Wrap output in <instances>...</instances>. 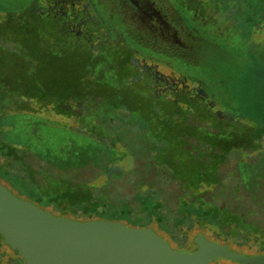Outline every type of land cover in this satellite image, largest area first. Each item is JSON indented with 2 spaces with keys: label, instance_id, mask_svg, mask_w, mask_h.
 I'll return each mask as SVG.
<instances>
[{
  "label": "rangeland",
  "instance_id": "rangeland-1",
  "mask_svg": "<svg viewBox=\"0 0 264 264\" xmlns=\"http://www.w3.org/2000/svg\"><path fill=\"white\" fill-rule=\"evenodd\" d=\"M27 1L0 0V3H17L21 7ZM37 2L48 8L47 11L52 7L67 11L63 18L46 13V20L50 18L53 27L62 26L59 29L66 32L65 37L51 27L42 28L44 11L39 5L30 6L20 16L14 14V18L0 16V33L4 34L0 36V82L8 86V81L16 79L18 60L27 66L37 65V77L49 85V91L38 96L54 99L53 104L41 112L38 110L40 105L32 102L33 110L16 108L8 111L4 105V113H11L0 119L2 133L5 132L6 143H30L31 150L47 156V164H40L54 167L46 174L54 188L66 187L65 183L55 187L58 182L54 177L61 181L59 173L63 170L61 175L71 180L72 185L93 189L89 199L80 200L69 194L63 202L55 197L59 193L48 190L43 183L47 166H42L37 175L36 191L53 198L52 203L39 207L56 216L82 222L106 220L121 222L131 228H150L174 250L194 252L197 247L194 236L201 233L208 240L236 249V252L260 254L263 244L259 238V244L254 243L256 237L253 234L250 238L232 236L230 242L224 244L222 239L214 237L222 233L216 222L215 229L210 226L211 233L200 229L198 219L193 217L181 227L186 235L174 225L181 220L180 210H187L185 203H193L201 223L208 220L214 224L215 213H222L218 222L229 231L232 229L228 224L232 212L245 211L246 220L254 222L249 229L264 237V173L260 174L259 181H254L245 172V162L248 163L251 151L248 146L254 142L251 135L264 128V0H93V4L82 0L73 7L63 2H58L59 5ZM196 10L205 19L201 15L196 19L189 16L188 12ZM113 14L116 21H110ZM72 19L78 23L75 26V29L79 28L78 32L69 23ZM84 27L88 31L85 37L82 35ZM121 36L122 50L113 48L112 51L109 44ZM89 43L99 47L93 57H99V60L92 62L88 50L80 56V49ZM126 58L129 61L122 63L124 69H120L119 75L124 73L131 77L124 85L119 83L120 76L113 73L111 67L114 61L118 65ZM75 66L79 74L73 71ZM88 66L93 72L87 77L88 84H100L109 88L108 92L115 85L117 96L133 100V108L119 106L112 109L100 104L89 109L90 113L98 111L96 117L88 114L83 106L70 102L64 105L68 115L60 114V94L64 91L72 93L69 89L84 72H88ZM100 71L103 75L98 82L94 79L98 75L94 74ZM128 84L134 89L130 90ZM84 86L82 89L86 91L87 84ZM0 91L4 93L2 88ZM139 107L150 111L147 115L151 123L156 124L158 135L179 131L188 134L194 129L199 136L209 135L222 124L246 136L247 148L232 152L222 173L226 176L230 171L232 174L206 199L201 196L205 188L199 190L188 183L185 185L189 188H183L184 183L182 185L178 178L171 176L168 166L174 168L177 158L178 170L185 171V168L192 173L193 165L198 164L194 159L196 153L203 156L207 150L200 148L192 140L194 137L188 141L182 139L185 142H178L176 154L169 147L163 161L156 164L153 154L141 150L142 140L149 133L139 119L136 110ZM69 111L73 113L70 117ZM173 111H177L176 114ZM187 116L204 120L205 124L197 128L188 126L190 119ZM148 139L154 143L150 137ZM91 146L95 147V153ZM189 146L193 148L189 149ZM259 147L250 153L251 158L258 156L261 160L264 157V141ZM168 154L174 156L170 161H166ZM235 165L238 166L233 173L231 169ZM240 169H243L241 177L236 180L235 172ZM72 185L69 186L71 190L75 188ZM8 187L19 198L37 203L25 189ZM155 189L157 194L153 195ZM245 190L247 195L242 192ZM249 193L261 198L263 205L256 206ZM88 211L94 214H85ZM187 225L192 227L187 228ZM10 261L9 257H4L2 264H11ZM212 264L235 263L220 259Z\"/></svg>",
  "mask_w": 264,
  "mask_h": 264
},
{
  "label": "trees",
  "instance_id": "trees-1",
  "mask_svg": "<svg viewBox=\"0 0 264 264\" xmlns=\"http://www.w3.org/2000/svg\"><path fill=\"white\" fill-rule=\"evenodd\" d=\"M46 13L47 12H43L44 20H42L43 21V25H41L42 28L51 27V29L53 30L56 29L55 31H59V33H57L58 35L65 37L64 34H66V32L59 29L62 26L57 27L56 25V27H53L54 25H52L50 18L49 20H46L47 18ZM87 32L88 31H86V29H83L82 31L83 37H85ZM43 34H47V33L43 32ZM95 39H96V36H95ZM111 44H114V45L109 44L112 51H113V48L114 49L122 48L119 40L115 42L113 41L111 42ZM98 48L99 47H94L91 43H89V45H84L83 48L80 49L79 54L80 56H83V51L84 52H86V50L91 51L92 62H94V61L99 60V57L93 58L95 51H97ZM98 54L99 53L97 52V55ZM124 61L118 62V65L114 61L113 63L114 65H112L111 67L113 68L112 72L113 73L116 72V74L119 75L120 69H122V71L124 69V65L122 63H128L129 60L127 61V58H126ZM18 62L20 65L19 67L15 68L16 75L14 77L16 79L12 80L11 82L8 81L7 83L8 86L4 85L3 82H0L1 84L0 89L2 88L4 92L2 93L0 91V119L4 118L7 114L11 113V112L4 113V110H3L5 107L4 105L7 106L6 110L8 111L12 109H16V108H21V109L23 108L25 110H29V109L33 110V107L30 106V103L32 102L33 105L35 104L40 105L38 110H40L41 112L43 111V109L45 110L47 107H49V105L51 106V104H53L54 99L52 98H46V99L41 98L40 99L38 96L39 94H41V92L49 91L48 83H46L45 81H42L39 77H37L39 66L37 65L32 66L31 64L27 66L20 60H18ZM97 63H99V61ZM119 63H121L122 65ZM88 68H89L88 72L86 74L84 72L81 79L73 85L72 89H69V92H72V93L68 94V92L64 91L62 92V94H60V96L62 97V99L59 100L60 103H58V110L60 111V114H64L66 116L68 115V113L64 109V105H67L70 102L74 104H79L80 107L83 106L84 110L87 111L88 114L95 115L96 117L99 116L98 114H96V112L98 111H93L92 113H90L89 109L96 108L100 104H102L106 108H112V109H115L119 106L120 107L124 106L125 108H133V105H132L133 100H131L130 98H124V97L120 98L117 96L116 93H118V91L115 85L112 88L110 87L112 91L108 92L109 88L103 87L100 84H96V85L88 84L87 77L88 75L93 74L91 66H88ZM73 71L79 74L77 72L78 71L77 66L74 67ZM94 75H98V77H95ZM94 75H93V77H95L94 79L99 82L100 79L102 78L103 73L102 71H100V73L98 72ZM130 77L131 75L128 76V75H124V73L123 75L121 74V76L118 78L119 83L120 84L124 83V85H126L125 82L127 81L128 83V80ZM85 83L87 84L86 91L82 89L85 87L84 86ZM128 85H129L130 90L134 89L131 84H128ZM69 88L71 87L69 86ZM105 88H107L106 91H105ZM80 89H81V92H79ZM24 101H27V102H24ZM142 108L143 107L141 108L139 107V109L137 108L136 110H138L139 119L142 121L141 122L142 126L145 128V131L149 133L148 137L146 136L142 140L141 150L144 153L146 154L148 153V155L150 153L153 154L154 155L153 159L156 162V164H160L163 161V156L168 151L169 147H171L174 154H176V150H178L177 148L178 142L180 141L183 142L184 140L182 139H185V141H188L190 138L194 137L195 139H192V140L196 141V144L200 148L207 150V152L204 153L203 156L200 155L201 156L200 157L199 155H197L195 150L192 151L193 154L196 153V156L194 158L195 162H198V164L193 165V168L195 169L192 171V173H190L189 170L185 168H184L185 171H182V170L179 171L178 165H177L178 159L175 158L174 168H172L171 166H168L171 171V176H173L174 178H178V180L182 183V185L184 183L183 188L186 187L185 185L186 183L199 187V190L205 188V190L201 193L202 195L201 194L200 195L205 197L206 199H208V195L211 194L210 192H214V189L217 190L221 186H223V183H225V179H227V176L228 175L230 176V174H232V172L228 171L225 176L224 174H222L223 168L224 166L228 164L229 157L231 156L232 152L238 149L240 150L243 148L244 149L247 148V146L244 143L246 136L242 135L241 132L235 131L233 128L222 125V124L217 125V127L215 128L216 131L213 133L210 132L211 134L209 133V135L199 136V134L195 132V129L194 131L189 132L188 134L183 131H179L174 134H168L167 132H165V134L158 135L156 131V124H152L150 117H148L147 115V114L150 115V111L142 109ZM71 114L72 112L69 111V117L71 116ZM188 117L189 116H187V119H190L188 126L197 128L198 125L205 124L204 120L201 121L194 116L192 118H188ZM187 119L185 121H187ZM192 119L195 120L196 122L194 123ZM163 126L164 125L162 124V129H165L163 128ZM2 132H3V126L0 125V182L6 187L14 186V187L25 189V191H27L30 194V197H33L34 199H36L37 203L36 202H33V203L36 204L37 206H39L40 204H44V205L49 204L52 201L53 197H49L50 195L47 196V194L38 193L36 191L38 189L37 175L39 174L41 170L40 168L43 166L40 164V162L41 163L43 162L42 164L46 163L45 157L47 156L43 157L40 154H38L37 151L31 150V147L33 146L28 147L30 143H26V144L6 143V140L4 138L5 132L4 133ZM253 133H254V136L251 135V138L254 137L253 140L255 143L253 142L254 144L253 143L249 144L250 146L248 147H250L249 148L251 150L250 153L254 152L253 151L254 148H258L257 150H259L260 149L259 146L263 144L264 128L260 130H255V132ZM149 137H150V140L154 141L153 144L149 142V139H148ZM205 139H209V140H205ZM20 145H23L24 147ZM192 148L193 147L189 146V149H192ZM90 149L92 152L95 153L96 149L94 146H91ZM260 151H262V148ZM198 152L200 154L201 151H198ZM243 152H247V150H244ZM250 153H249L250 159L248 163L245 162V164H247L245 172L248 173V176H250L251 179L253 177L254 181L255 180L259 181L261 179L260 174L262 172L264 173V157H262L261 160H259L260 158L257 159L258 156L251 158ZM173 157L174 156H171V154H168L166 156V161H170ZM49 165L51 164L43 166L44 168L47 166V168L45 169V172L43 173L45 177H42V181L44 184H46L49 187L48 190L53 191L54 193L55 192L59 193V195L55 197L60 198L63 202H65V200L69 198V194H73V197L75 196L79 198L80 200L84 197H86V199H89L92 197V193H91L93 191L92 188L86 189V188H82L81 186L77 184L72 185L71 180L66 179L63 175H61V172L63 170H60V173H59L61 177V181H59L60 178L54 177V181L58 182L55 187H57V185L61 186V184L63 185L64 183L67 185L66 187L62 186L61 189L54 188L51 184V181L48 180V177L46 175L48 174L49 171H53L52 169H54V167H51ZM237 166L238 165H235L234 167H232L231 171H233V173L235 171L233 169L236 168ZM240 170H237L235 172L236 180H238L239 177H241L243 169H240ZM184 172L186 173L184 174ZM179 175H182V176H179ZM179 178H181L182 180ZM70 185L74 186L75 188L72 190L69 189ZM232 187H234L233 184H232ZM188 188L189 186L186 187V189ZM155 191L156 189L152 192L153 195H155V193L157 194V192ZM242 192L244 195H247L246 190ZM249 197L253 198V202L256 206L263 205V203L261 202V198H258L257 196H254V195L252 196V193H249ZM255 199H257V201ZM63 202L59 204L62 205ZM185 207L187 208V210L185 211H183L182 209L180 210L182 214L181 220L177 224V226L174 225L175 228H178L179 230L182 231L181 227H183L189 221L193 220V217H195L196 219H198L197 221L200 225V229L203 228L204 231L207 230L208 232L211 231L210 226L213 227V229H215L214 228L215 226L213 225H215V222H216L217 223L216 226H218L219 229H221L222 233L220 235L215 234L214 237H216L219 240L222 239L224 244H228L230 242L229 238L232 236H234L235 238H238V237L250 238L251 234H253L256 237V242L254 243L259 244L258 240L260 239L261 240L260 242H262L263 244L262 247L264 248V237L262 236L263 238H261L260 237L261 235H258L257 231H253L249 229V226H253L254 222L246 220V217L244 215L245 211L240 210L239 212H234V211L232 212L233 214L229 216L230 217L229 221L231 222L228 223L230 224L232 229L231 231H229L226 228L223 229L222 225L220 224L222 222L220 221L218 222L222 213L218 215L217 213H215L216 217L214 219V224H210L208 220L207 222L201 223L200 217L198 216V213H197L198 210L197 208H195L194 204L192 203L191 205H189L185 203ZM216 208L220 210H224V208H221V207H216ZM173 210L175 211L176 209H173ZM88 213L94 214V212H89V211L86 212L85 214H88ZM75 214H77V212ZM81 214L83 215V213ZM76 216H78V214ZM86 221H92V220H86ZM191 227L190 225H187V228H191ZM225 230H227V232ZM182 232H183V235H186L187 233L185 231H182ZM199 235H202V234L201 233L197 234L196 236H194V238ZM231 250L235 251L236 249L234 250L231 249ZM263 253H264V249L263 251L260 252V254H263ZM4 257H9L11 259L10 261L11 264H25V261L21 257L20 253L16 250H13L10 246L6 245L3 237L0 236V264H2ZM223 261H227V260H223ZM229 262H232V261H229ZM232 263L239 264L237 262H232Z\"/></svg>",
  "mask_w": 264,
  "mask_h": 264
},
{
  "label": "water",
  "instance_id": "water-1",
  "mask_svg": "<svg viewBox=\"0 0 264 264\" xmlns=\"http://www.w3.org/2000/svg\"><path fill=\"white\" fill-rule=\"evenodd\" d=\"M0 236L25 264H211L220 259L264 264V253L232 251L203 235L196 237V251H179L150 228L56 216L1 182Z\"/></svg>",
  "mask_w": 264,
  "mask_h": 264
},
{
  "label": "flooded vegetation",
  "instance_id": "flooded-vegetation-1",
  "mask_svg": "<svg viewBox=\"0 0 264 264\" xmlns=\"http://www.w3.org/2000/svg\"><path fill=\"white\" fill-rule=\"evenodd\" d=\"M36 2L38 1V0H35ZM39 1H41V3H45L46 5H50L52 2L55 4V5H59L58 4V2L59 3H65V4H67L68 6H69V4H70V6H74V4H78L79 2H81L82 0H39ZM89 2L90 1H92V3L91 4H93V0H88ZM38 3V2H37ZM39 5V4H38ZM186 5V4H185ZM40 6V8H42L41 10L42 11H44V12H47L49 15L51 14V15H54V16H56L57 18H63L62 16H67V11H64V10H58V8L56 9V8H50V10H48L47 11V9H46V7H42L41 5H39ZM92 6H94V5H92ZM57 7V6H56ZM95 9V8H94ZM186 9V8H185ZM53 13V14H52ZM190 15V17H192L193 19H196V18H200V13L196 10V11H192V12H188ZM201 18H204L205 19V16L203 15H201ZM69 23L70 24H73L74 25V29H75V26H77V22H75V20H69ZM77 23V24H76ZM66 24H68V23H66ZM89 27V26H88ZM77 29H75V31L76 32H78V30H79V28L78 27H76ZM84 29H85V27H84ZM83 30V29H82ZM87 31V30H86ZM80 32V31H79ZM118 40L120 41V44H121V46H122V43H121V41H122V36L120 37V38H118ZM118 40H113L114 42L115 41H118ZM110 45H114V44H110ZM212 242V241H211ZM197 250V247H196V249L194 250V251H196ZM231 250V249H230ZM220 261V260H219ZM212 264V263H211Z\"/></svg>",
  "mask_w": 264,
  "mask_h": 264
},
{
  "label": "crops",
  "instance_id": "crops-1",
  "mask_svg": "<svg viewBox=\"0 0 264 264\" xmlns=\"http://www.w3.org/2000/svg\"><path fill=\"white\" fill-rule=\"evenodd\" d=\"M105 2V0H102ZM112 2V1H111ZM30 3V4H29ZM4 5V6H3ZM9 5V6H8ZM34 5H38V3L35 1V0H28L27 3H25L23 6L20 7V5H18L17 3L15 4H12V3H9V4H4V3H0V16H5V17H10L12 16L13 18L15 17L14 14H17L18 16H20L21 14L25 13L27 10L30 9V6H34ZM14 7L13 10H11L10 7ZM42 9V8H40ZM115 14H113L112 18L113 20H110V21H116V16ZM67 25V24H66ZM1 34L3 33H0V36H2ZM4 35V34H3ZM177 111H180V110H177ZM177 111H173L174 114H176ZM73 114V113H72ZM71 114V116H72ZM173 114V115H174ZM172 115V113H171Z\"/></svg>",
  "mask_w": 264,
  "mask_h": 264
}]
</instances>
